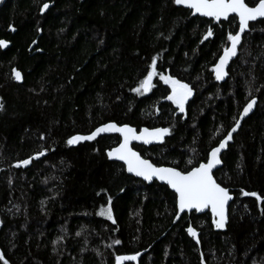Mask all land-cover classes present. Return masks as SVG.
Returning a JSON list of instances; mask_svg holds the SVG:
<instances>
[{
    "label": "trees",
    "instance_id": "obj_1",
    "mask_svg": "<svg viewBox=\"0 0 264 264\" xmlns=\"http://www.w3.org/2000/svg\"><path fill=\"white\" fill-rule=\"evenodd\" d=\"M238 30L237 18L215 23L174 0H0V250L9 264H115L140 253L138 264H264V203L241 195L264 197V22L250 25L226 82L213 71ZM153 58V87L137 93ZM161 75L192 89L184 112ZM252 98L256 110L214 174L235 197L224 233L209 214L175 223L167 186L108 160L118 136L67 143L111 122L167 128L162 145L135 149L158 167L188 171ZM109 198L115 223L100 215Z\"/></svg>",
    "mask_w": 264,
    "mask_h": 264
},
{
    "label": "snow or ice",
    "instance_id": "obj_2",
    "mask_svg": "<svg viewBox=\"0 0 264 264\" xmlns=\"http://www.w3.org/2000/svg\"><path fill=\"white\" fill-rule=\"evenodd\" d=\"M176 5L186 6L191 9L193 14L198 13L203 17H210L216 21H220L221 18L228 20L231 14H234L233 19L238 18L239 31L235 34L229 33L227 35V41L230 42V47L223 49V55L219 57V62L215 65L213 71L217 80L224 79L228 75L225 70L229 61L236 57L238 54V45L241 43L242 34L249 27L250 21H256L258 18H264V0H254V6H250L245 0H174ZM49 5L45 3L42 6L41 11L47 9ZM264 22V20H262ZM213 32L211 29L208 30L206 36H212ZM7 41L0 40V48L6 47ZM14 78L17 81L22 79L21 73L13 69ZM157 75L156 72V60L153 58L151 64V70L147 72V75L141 82L140 86L135 89L137 93L141 91H149L153 85V77ZM160 79L164 83L171 86V95L167 97L179 108L181 112H184L185 101L192 94V89L181 81L174 79L171 76H160ZM251 95V91H249ZM256 104V99H250L246 106L243 107V115L246 116L253 109ZM0 110H3V104L0 103ZM240 126V121L237 120L235 126L221 139L218 146L211 148L207 163H200L198 166L192 167L188 171H180L174 167H155L146 159H142L138 152L134 151L130 144L132 141H143L148 144L152 140L162 141L166 134H169L167 128H156L149 130L145 128L140 135H137L135 129L125 125L117 126L116 123H108L101 127H98L91 134L86 136H73L68 139L69 145L75 144L79 141H91L94 140L101 133L116 132L123 136V142L120 143L119 147H116L108 152L109 158H115L120 161H124L127 165V171L134 173L137 177H142L146 181H151L153 178L165 181L172 189L175 190L178 198L179 210L195 209L201 211L203 209H210L214 219L213 223L217 229H223L226 223L225 206L228 201L232 200L233 197L226 187H222L221 184L217 183L213 176V169L221 163L220 153L222 149H225L228 142L233 139L232 134L237 131ZM43 152L37 153V157L43 155ZM30 159H25L19 162L16 167L22 165H28ZM241 195L255 197L258 202L264 203V197L256 192H247L241 190ZM108 207L101 210L100 215L106 216L108 220L115 223V219L112 215L111 199L108 200ZM190 235L193 237L197 236L196 231L189 227L187 229ZM80 235V233H77ZM115 244H121L120 240H115ZM197 243L199 240L197 239ZM137 255H117L115 257V264H124V262L136 261ZM0 261L3 264H9L4 254L0 252ZM203 264V259H202Z\"/></svg>",
    "mask_w": 264,
    "mask_h": 264
},
{
    "label": "water",
    "instance_id": "obj_3",
    "mask_svg": "<svg viewBox=\"0 0 264 264\" xmlns=\"http://www.w3.org/2000/svg\"><path fill=\"white\" fill-rule=\"evenodd\" d=\"M245 2H246V0H245ZM177 6L182 7V8H184V9L189 10V11L192 12V10H191V9H188L186 6H183V5H177ZM192 14H193V12H192ZM193 16H195V17H200V18H203V19H207V20H210V21H214L215 23H220V22H227L231 17L234 16V14H231V15L229 16V19H228V20H224L223 18H221V20H220L219 22L216 21V20H214L213 18H210V17H203V16L199 15L198 13L193 14ZM237 19H238V18H237ZM261 20H264V18H258L256 21H250V22H249V27H248V29H246L245 32L242 34L241 43H240V45H238V54H237V56H236V57H233V58L229 61L228 65H227V67H226V69H225V70L227 71L228 75L225 76L224 79H222V80H217V79H216L217 82H219V83H224V82H226V81L228 80V77H229V72H228V71H229V68L231 67L232 63H233V62L238 58V56H239L240 48H241V46H242L243 38H244L245 34L249 31V28H250V25H251V24L257 23V22H259V21H261ZM238 31H239V30H238ZM35 44H36V42H35ZM33 46H34V45H32L31 49L33 48ZM228 47H230V42H229ZM31 49H30V50H31ZM222 55H223V53H222ZM222 55H221V56H222ZM218 62H219V60H218ZM218 62H217V63H218ZM217 63H216V64H217ZM15 70H17V69H15ZM17 71H18V70H17ZM19 72H20V71H19ZM20 73H21V72H20ZM214 75H215V72H214ZM21 76H22V79H21L20 81H17V80L14 78L15 81H16L17 83H19V84H22V83H23V75H22V73H21ZM13 77H14V73H13ZM215 78H216V77H215ZM152 81H153V80H152ZM256 106H257V99H256V104L253 106V109H252V110L248 113V115H246V116L243 115V109H242V111H241V113H240V115H239V117H238V120L240 121V126H239V128L237 129V131L234 132V133L232 134L233 139H232L231 141L228 142L227 147H226L225 149H222V150H221V153H220L221 163H220L219 165H217V166L212 170V171H213V176H214L215 172H217L218 170H220V169L222 168V166H223V164H222V156H223V154L228 150L229 145H231V144L233 143V141H234V137H235L236 134H238V132H239V130L241 129V127H242L244 121L247 120L249 117H251V116L254 114V112H255V110H256ZM111 123H113V122H111ZM107 124H108V123H107ZM235 124H236V123H235ZM104 125H105V124H104ZM102 126H103V125H102ZM117 126H121V127H122V126H125V125H118V124H117ZM127 126L133 128V129H135L136 132H137V135H140V134L143 132V130H144L145 128H147V127H144V128H142V129H140V130H137L136 128H134V127H132V126H130V125H127ZM234 126H235V125H234ZM100 127H101V126H100ZM147 129H149V130L151 131V130L156 129V128H147ZM104 136H118V137L120 138V143L123 142V136H122L120 133H116V132L101 133V134L98 135L95 139H98V138H100V137H104ZM167 137H168V134H166V135L163 137V140H162V141L152 140V141H151L150 143H148V144L143 143V141H137V140H134V141L131 142L130 147H132V149H133L134 151L138 152V154L141 156L142 159H145L144 157H142V155L140 154V152L137 151V150L135 149V146H138V147H146V148H149V147H152V146H159V145H162V144L164 143V141L167 139ZM120 143H119L116 147H119ZM217 146H218V145H217ZM116 147H114V148H116ZM114 148H112V149H114ZM112 149H111V150H112ZM111 150H108V151L106 152V156H107L108 160L111 161V162H116V163L122 164V165L125 167L126 172H127L128 175H130V176H132V177H134V178H136V179H138V180L143 181V182L146 183L147 185H151V184H153V183H158V184H160V185H165V186H167V187L170 189V191L173 192V193L176 195V197H177V194L175 193V190L172 189L171 186H169L165 181H161V180L156 179V178H153V180H151V181H146V180H144L142 177H137L134 173H130V172H128V171H127V165L124 163V161H120V160H117V159H115V158H109V156H108V152L111 151ZM209 154H210V153H209ZM208 157H209V156H208ZM146 160H148V159H146ZM148 161H149L150 163H152L150 160H148ZM205 163H207V161H206ZM152 164H153V163H152ZM153 165H154L155 167H158V166H156L155 164H153ZM164 168H167V167H164ZM1 174H2V169L0 168V176H1ZM214 179H215V177H214ZM217 183H218V182H217ZM230 194H231V193H230ZM231 195H232V194H231ZM232 197H233V199L230 200V201H228V203H227L226 206H225L226 223H225V227H224L223 229H217V228L215 227V224L213 223V220H214V219H218V217H215V218H214L213 215H212V213H211V210H210V209H203V210H201V211H197V210H195V209H192V210H187V209H186V210H184L183 212H181V211L179 210V206H178V198H177V211H178V214H177V217H176V219H175V223H177V222L181 219V217H182L184 214H192V213H196V214L199 215V216H201V215H205V214H209V215L211 216L212 224H213V226H214L215 231L224 233V232H226V230H227V226H228V223H229V211H230V207H231V204L233 203L234 198H235L234 195H232ZM0 223H1V221H0ZM0 252H1V250H0ZM142 254H143V253L138 254V259H137L136 261L124 262V264H125V263H134V264H138V262H139V258H140V256H141Z\"/></svg>",
    "mask_w": 264,
    "mask_h": 264
},
{
    "label": "rangeland",
    "instance_id": "obj_4",
    "mask_svg": "<svg viewBox=\"0 0 264 264\" xmlns=\"http://www.w3.org/2000/svg\"><path fill=\"white\" fill-rule=\"evenodd\" d=\"M162 81H163V80H162ZM163 82H164V81H163ZM168 85H169V84H168ZM170 87H171V86H170ZM189 98H190V96L188 97V99H189ZM188 99H187V100H188ZM187 100L185 101V103L187 102ZM105 217H106V216H105Z\"/></svg>",
    "mask_w": 264,
    "mask_h": 264
},
{
    "label": "bare ground",
    "instance_id": "obj_5",
    "mask_svg": "<svg viewBox=\"0 0 264 264\" xmlns=\"http://www.w3.org/2000/svg\"><path fill=\"white\" fill-rule=\"evenodd\" d=\"M107 152V151H106Z\"/></svg>",
    "mask_w": 264,
    "mask_h": 264
}]
</instances>
